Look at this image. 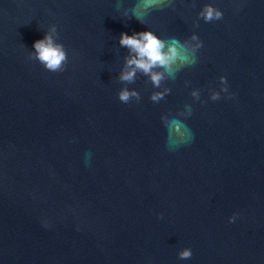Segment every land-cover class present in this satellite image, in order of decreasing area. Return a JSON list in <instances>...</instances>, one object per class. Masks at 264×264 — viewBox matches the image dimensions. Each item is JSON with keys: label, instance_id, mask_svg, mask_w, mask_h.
Segmentation results:
<instances>
[{"label": "water", "instance_id": "obj_1", "mask_svg": "<svg viewBox=\"0 0 264 264\" xmlns=\"http://www.w3.org/2000/svg\"><path fill=\"white\" fill-rule=\"evenodd\" d=\"M207 3L223 19H200ZM142 5L0 0V264H264V0H162L144 23ZM53 24L62 72L29 58ZM145 29L204 47L154 68L159 87L123 81L120 34ZM221 75L235 96L211 101ZM179 110L192 138L170 150L161 115Z\"/></svg>", "mask_w": 264, "mask_h": 264}, {"label": "clouds", "instance_id": "obj_2", "mask_svg": "<svg viewBox=\"0 0 264 264\" xmlns=\"http://www.w3.org/2000/svg\"><path fill=\"white\" fill-rule=\"evenodd\" d=\"M161 2L162 0H143L142 9L134 11L135 17L141 23H144L143 16L145 13L143 9L151 8ZM198 16L206 23L219 21L224 17V10L216 3H207L203 5ZM58 32V26L53 24L50 30L45 32L43 38L34 42L33 50L29 53L30 59L38 61L50 72L64 71L69 59L68 49L64 43L56 38ZM191 41H195V43H191ZM120 45L126 46L129 49L125 71L121 74L120 79L132 81L135 78L137 70H142L145 74H150L151 80L159 87L161 80L164 78V73L153 71V69L158 67L164 68L171 73L186 64L192 63L195 54L204 47V41L196 33L183 43L176 38L165 40L154 31L145 29L139 32L134 31L131 35L127 31L122 32L120 34ZM219 81L221 87L217 90H211L208 99L218 101L225 95L228 98L234 97L235 93L230 91L227 75H221ZM192 95L200 99L201 94L199 90H196ZM164 96L165 92H155L151 95L150 99L158 102ZM133 97H136L137 102L140 101V95L136 90L123 88L118 93V99L123 103L130 102ZM206 102V100H201V103ZM191 115V112L186 114L180 110L175 115H170L169 113L161 115V121L169 130L167 147L170 150H175L180 145L189 142L192 138L191 130L184 123V120L190 118ZM239 215V212L233 213L228 217V222L235 223ZM160 218L163 217L161 216ZM44 223L46 227L50 226L47 221ZM178 256L181 260H188L193 256V249L191 247H184L178 252Z\"/></svg>", "mask_w": 264, "mask_h": 264}]
</instances>
